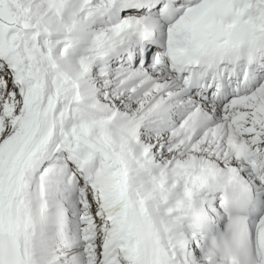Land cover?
<instances>
[{"label":"snow or ice","instance_id":"6c2138e0","mask_svg":"<svg viewBox=\"0 0 264 264\" xmlns=\"http://www.w3.org/2000/svg\"><path fill=\"white\" fill-rule=\"evenodd\" d=\"M0 264H264V0H0Z\"/></svg>","mask_w":264,"mask_h":264}]
</instances>
